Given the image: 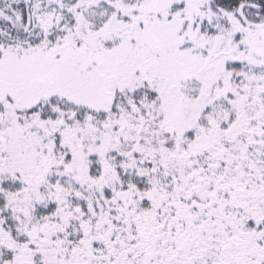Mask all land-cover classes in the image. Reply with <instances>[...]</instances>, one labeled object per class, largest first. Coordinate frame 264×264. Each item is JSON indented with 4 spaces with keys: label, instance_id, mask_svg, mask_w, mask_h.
Returning a JSON list of instances; mask_svg holds the SVG:
<instances>
[{
    "label": "snow or ice",
    "instance_id": "obj_1",
    "mask_svg": "<svg viewBox=\"0 0 264 264\" xmlns=\"http://www.w3.org/2000/svg\"><path fill=\"white\" fill-rule=\"evenodd\" d=\"M0 264H264V0H0Z\"/></svg>",
    "mask_w": 264,
    "mask_h": 264
}]
</instances>
